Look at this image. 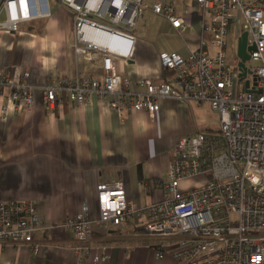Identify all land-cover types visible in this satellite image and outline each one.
Masks as SVG:
<instances>
[{
  "label": "built area",
  "instance_id": "built-area-1",
  "mask_svg": "<svg viewBox=\"0 0 264 264\" xmlns=\"http://www.w3.org/2000/svg\"><path fill=\"white\" fill-rule=\"evenodd\" d=\"M58 1L73 11L75 56L85 64L99 62L101 74L49 75L53 82L42 87L47 106L63 99L79 104L97 96L120 116L145 111L152 117L161 100L171 97L206 102L218 113L216 130H196L177 140L160 181L161 198L140 206L127 199L120 180L100 183L98 220L120 227L135 218L143 232L172 240L178 264H264V0H184L185 5L195 1L201 9L197 47L185 56L160 52L159 63L170 71L169 77L160 82L140 78L135 87L142 89L135 91L118 67L133 55L131 31L137 20L148 9L181 34L187 26L185 10L178 13L175 0ZM50 14V0H0V30L15 32L21 23ZM237 17L241 27L236 41L245 32L247 45H254L245 62L250 72L242 80L225 49ZM28 76L22 65L0 69V89L7 88L5 98L17 109L33 106ZM246 79L249 88L261 92L245 91ZM194 179L198 181L192 185ZM58 225L74 238L72 250L81 261L93 247L86 201ZM51 227L40 222L33 200L0 202V244L36 250L33 232ZM95 248L94 262L108 259L105 247ZM163 248L155 247V258L164 257Z\"/></svg>",
  "mask_w": 264,
  "mask_h": 264
},
{
  "label": "crops",
  "instance_id": "crops-1",
  "mask_svg": "<svg viewBox=\"0 0 264 264\" xmlns=\"http://www.w3.org/2000/svg\"><path fill=\"white\" fill-rule=\"evenodd\" d=\"M178 13L185 10L186 28L178 34L169 22L150 10L149 18L166 21L164 34L181 37L185 47L161 50V27L145 26L134 33L132 57L121 62L118 72L135 82L144 77L155 82L166 80L170 71L159 63L162 51L185 56L197 47L201 36V9L195 1L185 5L175 0ZM47 18L21 23L15 32L0 30V69L22 65L33 85V106L17 109L6 100L8 90L0 89V202L33 200L40 222L51 224L48 231L35 230L30 245L0 244V264H178L174 244L143 232L135 218L120 227L98 220L97 186L120 180L127 199L142 206L161 198L171 150L177 140L195 132L203 122V106L171 97L160 102L154 116L142 111L120 116L97 96L75 104L63 99L49 107L44 102L43 86L62 74L100 75L99 62L85 64L73 50V11L58 0L50 2ZM208 38L209 34H204ZM203 126V125H202ZM208 127L209 131L216 130ZM86 201L92 221V246L78 262L72 235L58 224L72 217ZM164 245L162 259L155 258L156 246ZM105 247L108 259L94 262L97 249Z\"/></svg>",
  "mask_w": 264,
  "mask_h": 264
},
{
  "label": "rangeland",
  "instance_id": "rangeland-1",
  "mask_svg": "<svg viewBox=\"0 0 264 264\" xmlns=\"http://www.w3.org/2000/svg\"><path fill=\"white\" fill-rule=\"evenodd\" d=\"M52 2V0H50ZM241 20L239 17H237V20L231 23L230 30L228 34L226 35V54H227V60L228 62L235 66V64L238 61L237 54H236V45H237V32L241 27ZM157 26L161 27V39L159 40V44L161 45V50H168L172 48H180L182 49L185 47L184 40L181 37L164 34L162 29L166 26V21L163 18L160 17H153L149 18L143 14V17H140L137 22L134 30V33H137L141 28L145 26ZM237 82V78L235 79ZM235 83V81H234ZM218 123V117L216 113L210 109L207 108V106L204 104L203 106V122L197 127L196 130L208 132V127L215 128V126ZM203 125V126H202ZM195 130V131H196ZM198 180L194 179L191 184L193 185Z\"/></svg>",
  "mask_w": 264,
  "mask_h": 264
},
{
  "label": "water",
  "instance_id": "water-1",
  "mask_svg": "<svg viewBox=\"0 0 264 264\" xmlns=\"http://www.w3.org/2000/svg\"><path fill=\"white\" fill-rule=\"evenodd\" d=\"M253 49H254V45H247L246 33L242 32L237 40V45H236V54L238 58L237 67L239 71L238 78L240 80H242L246 76V74L250 72L249 70H247L245 66V62L249 59L250 51H252ZM244 89L245 91H249V92H253V91L258 93L261 92L260 89L254 90L253 88H249L248 79H246L244 82Z\"/></svg>",
  "mask_w": 264,
  "mask_h": 264
}]
</instances>
